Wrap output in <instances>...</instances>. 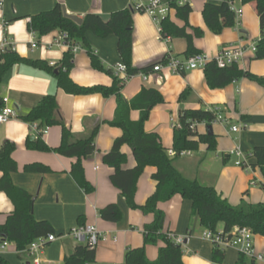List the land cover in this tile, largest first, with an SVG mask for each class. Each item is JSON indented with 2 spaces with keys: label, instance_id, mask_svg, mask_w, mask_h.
<instances>
[{
  "label": "crops",
  "instance_id": "crops-1",
  "mask_svg": "<svg viewBox=\"0 0 264 264\" xmlns=\"http://www.w3.org/2000/svg\"><path fill=\"white\" fill-rule=\"evenodd\" d=\"M139 1L148 0H2L0 8V49L4 43L7 48L15 51L20 57L43 60L50 64L59 65L66 53V48L53 44L59 31H53L42 38L36 37L28 29L31 17L37 14L51 11L57 4L64 7L67 15H73L83 19L87 14L99 15L104 20L119 10L132 8L133 12V67L146 68L152 63H159L171 48L172 54L182 60L185 56L187 42L181 39H172L167 44L161 40L159 26L154 23L152 17L134 8ZM224 0H190L192 13L189 16L188 32L192 28L202 29L204 35L195 39L194 46L200 53L216 58L217 55L230 45L240 41L245 43L261 40V26L256 11L255 3L243 5L241 0H232L231 7L241 11L237 22L238 26L225 29L221 34H213L204 22L203 10L207 3L221 4ZM173 22L180 28L185 23L176 17V12H169ZM88 42L105 68H114L123 62L118 55V39L111 35L100 38L92 32L87 33ZM74 67L70 71V77L79 86L87 87H111L114 83L113 75L107 72L94 70L87 50L82 49L74 56ZM247 72L264 77V60L250 57L239 66ZM158 79H162L159 82ZM160 91L165 103L153 109L150 119L146 122V132L157 133L167 149L169 138L174 126L171 118V126L166 127V121L170 114L179 116L180 108L188 109H220L223 112L226 123H214L212 133L218 138L219 150L216 154L223 155L217 175L209 173L196 179L200 184L213 186L220 195L231 204L238 206L244 198L247 202L256 204L264 203V191L257 188L263 182V174L257 166L249 170L235 165L236 159L228 154L237 146L245 154H251L254 147H264V88L258 83L241 79L233 84L218 90H212L206 83L203 70H194L185 75H174L170 72L153 73V78L145 82L140 74L124 81L121 94L131 100L142 89ZM192 94L183 103L179 102L181 95L187 90ZM48 95L57 98V116L62 120L71 132L79 137L86 136L94 127L100 125V131L96 137V151L85 160L84 169L86 178L95 187L93 194L87 195L70 174V169L75 159L61 157L50 152H37L27 148V140H36L35 132L21 117L26 115L38 103ZM8 98V105L12 107L17 118L6 124L0 125V148L3 143L10 141L16 144L13 154L18 164V171L13 173L14 184L29 192L34 198V217L37 221L49 222L57 236L56 242L49 244L38 254L40 264H63L65 258L74 253L81 245L70 235L71 231L80 226L81 219L86 225H95L101 233L103 240L96 248V262L99 264H126V252L131 249H140L145 246L143 231L146 225L153 223L154 216L146 215L141 210H131L127 206L125 198L111 183L110 177L113 169L104 164V156L108 153L115 140L121 137L122 129L112 127L107 122L112 121L116 113V97H105L101 94L87 96L69 95L60 89L55 77L36 70L28 65L21 64L13 67L0 83V100ZM140 112L133 111L131 119L137 121ZM178 120V118H177ZM176 120V121H177ZM245 123L246 130L238 133L230 132L231 126ZM209 131L206 124L199 125L197 132L205 134ZM62 127L50 128L43 141L51 148L56 149L61 144ZM174 141V139H173ZM173 146V145H172ZM205 146V145H204ZM124 152L128 162L123 165L125 169H132L137 165L130 147H125ZM204 157L201 162L210 157L207 146L202 151ZM191 154V153H190ZM188 154L187 156H190ZM225 155L229 158L225 159ZM186 156V157H187ZM182 158V157H181ZM43 164L49 167V173L33 174L25 172L24 166L28 164ZM255 160H250V165ZM175 168L185 174L182 169ZM155 169L148 167L138 182V192L135 198L136 204L142 206L152 196L156 189V182L152 175ZM212 172V171H211ZM0 172V179H1ZM186 178V177H185ZM219 178V179H218ZM190 179V178H187ZM255 181L256 185H251ZM246 195V196H245ZM116 204L123 213L120 224L104 222L99 216V211L108 204ZM159 209L165 214L164 232L174 234L183 239V263L184 264H218L213 261L214 246L201 235L204 229L196 216L192 215L191 202L175 196L170 202L160 203ZM14 205L5 193H0V225H3L9 215L14 212ZM223 225L219 227L222 231ZM1 245V242H0ZM157 246L147 245L146 255L150 261H156ZM255 248L264 254V237L256 235ZM226 256L222 264H239L243 259L235 249H226ZM0 256L11 264H25V259L18 253L17 245L11 244L1 251ZM250 263V262H249Z\"/></svg>",
  "mask_w": 264,
  "mask_h": 264
},
{
  "label": "trees",
  "instance_id": "trees-1",
  "mask_svg": "<svg viewBox=\"0 0 264 264\" xmlns=\"http://www.w3.org/2000/svg\"><path fill=\"white\" fill-rule=\"evenodd\" d=\"M171 10L176 12V17L185 23L183 28L176 25L171 16L161 19V34L164 37L170 36L172 39H181L187 42L186 57L201 54L194 46L195 39L203 37L202 29L192 28L188 32V19L192 13L189 3L179 6L177 0H162ZM243 5L255 3L257 15L261 26V40L257 46L256 59L264 60V0H241ZM232 0H224L221 4L207 3L203 10V18L209 30L217 35L225 29L238 26L237 14L231 7ZM133 12L134 9L127 8L113 13L108 20H104L97 14H87L81 19V24L73 18L67 16L64 7L57 4L51 11L37 14L31 17L28 29L39 39L53 31L66 33L68 39L65 43L70 46L63 57V61L54 67L46 61L37 59H27L20 57L15 51L6 48L0 54V83L5 75L16 65L25 64L34 69L41 70L52 77H55L57 85L65 93L76 96H87L101 94L105 97L115 96L117 100L116 113L108 125L122 129L121 137L117 138L111 150L103 157L104 164L113 169L110 177L112 185L121 192L125 198L127 206L131 210H141L146 215H153V223L146 225L143 231L145 246L140 249H131L126 252V264H184L182 245L177 244L168 237L169 233L164 232L165 214L159 209L160 203L170 202L175 196H180L184 200H189L192 204V215L200 221L201 227L217 232L223 225L224 233L231 232L234 228L247 227L254 235L264 237V203H249L244 198L238 206L231 204L226 198L219 194L213 186L200 184L197 180L185 178L179 172L174 162L181 158L182 152L197 151L201 146H207L208 152H215L218 145V138L208 131L199 134L197 129L193 130L194 124H206L209 130L216 121L217 114L212 110L180 108L178 123L179 127L174 128L173 146L167 149L157 133L146 132V122L150 119L153 109L157 105L165 103L162 93L156 89H142L140 93L131 100H127L120 92L124 85L123 79L114 78L111 87H81L70 77V71L74 67L73 46H80L87 50L94 70L107 72L113 75V71L105 68L102 61L92 50L87 39V33L92 32L100 38L114 35L118 39V55L127 66V75L134 77L144 72L149 73L157 63L138 69L133 67ZM206 83L212 90L225 88L235 81L248 79L258 83L264 88V77H260L251 72L244 71L239 65L220 68L215 62L209 63L204 68ZM192 94L187 89L180 97L179 102L183 103ZM3 102L0 100V107ZM139 111L140 117L137 121L131 119L133 111ZM222 112V111H221ZM57 98L48 95L43 98L38 105L21 119L28 123H38L40 127H62L61 144L54 150L43 141L27 140V148L37 152H50L69 159H75L70 169V174L74 177L78 185L87 195L93 194L96 190L85 174L84 163L89 156L96 151V137L100 131L97 125L86 136H77L64 125L57 116ZM223 113V112H222ZM125 147H130L132 155L135 157L137 165L132 169H125L123 165L128 162V157L124 152ZM16 151V144L10 141L3 143L0 148V193H5L14 205V212L9 215L6 222L0 225V241L15 242L20 253L35 240L54 234L53 226L47 222H39L34 217V198L25 189L17 187L12 179V174L18 171V164L13 158ZM172 151L173 154L170 155ZM229 158L228 155L224 156ZM251 160L255 163L251 167L257 166L261 170L264 178V147H254L250 154ZM148 167L155 169L152 179L156 182V191L150 196L144 205L138 206L135 198L138 192V182ZM27 173L40 174L49 173V167L43 164H28L23 169ZM264 189V179L260 183ZM246 196V195H245ZM99 216L104 222L120 224L123 220V213L116 204H108L99 211ZM79 224H86L80 219ZM162 244L158 250L156 261H150L146 255V246H157ZM20 256L25 259L24 255ZM226 256L225 250L214 248L213 261L222 264ZM96 248L86 245H79L73 254L67 256L63 264H88L96 262ZM0 264H11L8 260L0 256Z\"/></svg>",
  "mask_w": 264,
  "mask_h": 264
},
{
  "label": "built area",
  "instance_id": "built-area-1",
  "mask_svg": "<svg viewBox=\"0 0 264 264\" xmlns=\"http://www.w3.org/2000/svg\"><path fill=\"white\" fill-rule=\"evenodd\" d=\"M190 0H177L179 6H183L189 3ZM3 2L0 0V8H2ZM135 9L149 15L152 17L154 23L159 26L160 29V38L165 43H171V37H164L161 34V26L159 25L161 19L166 18L171 8L168 5L164 4L162 0H148V2L139 1L138 4L134 6ZM237 14V20L241 15V11L235 10ZM238 23V22H237ZM239 24V23H238ZM68 39V35L66 33H60L53 44L58 46H63L66 50L70 49L71 45L65 43V40ZM258 42H249L245 43L244 41H240L236 44L230 45L221 51L216 58H210L205 54H196L190 56L188 58H184V60L174 56L172 54L171 48L168 50L167 54L163 57L164 59L155 64L149 73L141 72L139 73L145 82H149L153 78V73L157 74L163 71L170 72L174 75H185L187 72L194 70H204V68L212 62H215L216 65L220 68L232 67L235 64L241 65L246 60L250 59V57H256ZM7 43L5 42L2 49H0V54L4 53L7 48ZM73 53L76 54L82 50L80 46H73ZM56 64H51L54 67ZM114 75L117 78L123 79L126 81L131 78L127 75V66L121 62L117 65L113 70ZM159 82H162V79H158ZM2 106L0 107V125L6 124L7 122L16 119L17 113L16 111L8 105V98L4 99ZM212 112L217 114V118L215 123H226L230 124L229 121L224 119L223 113L219 109H214ZM172 123L174 128L179 127L178 120L172 119ZM204 124V123H203ZM203 124H194L192 129L195 130L199 125ZM31 129L35 132V139H39L47 136L49 133V127H40L38 123L29 124ZM248 125L245 123L238 124L235 126H231L230 132L238 133L242 130H246ZM190 151L180 153L181 157H186L190 154ZM173 154L172 151L170 155ZM230 157H234L236 159L235 165L243 168V170H249L251 168L250 165V154H245L240 147H236L232 151L228 153ZM256 185V182L253 181L252 184ZM70 235L74 240H77L79 244L89 246L90 248H97L100 242L103 240V233L95 225H85V226H77L75 227ZM205 240H208L212 243L214 248H218L221 251L226 249H235L239 252L242 257V261L239 264H264V254L256 251L255 248V237L256 235L248 229L247 227H238L234 228L229 233H224V231L213 232L212 230L205 229L201 235ZM168 237L174 240L177 244L183 245V239L176 237L174 234H168ZM57 236L54 234H49L48 236L39 238L35 240L25 252L19 254L24 255L26 258V262H30L31 264H40L41 259L38 257V254L42 252L45 247L49 244L56 242ZM0 249L1 251L6 250L9 245L16 244L15 242L8 241H0ZM250 262V263H249ZM88 264H99L97 262H92Z\"/></svg>",
  "mask_w": 264,
  "mask_h": 264
},
{
  "label": "rangeland",
  "instance_id": "rangeland-1",
  "mask_svg": "<svg viewBox=\"0 0 264 264\" xmlns=\"http://www.w3.org/2000/svg\"><path fill=\"white\" fill-rule=\"evenodd\" d=\"M158 34H160V31L158 32ZM157 106H159V105H157ZM172 117L176 120L178 118L177 114H175V113L170 114L168 116V119H167L168 121L165 122L167 128H169L172 124L171 123ZM170 134H171V136L169 138L170 143L166 144L168 147H170V146L172 147V145H173L172 132ZM204 147L205 146L203 145L197 151L191 152L190 156L182 157V158L175 161L176 166H178L180 169L183 170L186 178L196 179L199 177L201 180H204L205 178L202 179L201 176L206 174V173H209L212 176L213 175L218 176L217 172H218L220 166L222 165L221 160L223 158V155L221 153H220V155L216 154V152L219 150V144L217 145L216 151L210 152L209 153L210 157H208L206 161L201 162V164H200V161H202V159L204 157V155L202 153ZM254 188H257L258 191H260V192L264 191V189L260 188L259 186L254 187ZM20 264H22V263H20Z\"/></svg>",
  "mask_w": 264,
  "mask_h": 264
},
{
  "label": "water",
  "instance_id": "water-1",
  "mask_svg": "<svg viewBox=\"0 0 264 264\" xmlns=\"http://www.w3.org/2000/svg\"><path fill=\"white\" fill-rule=\"evenodd\" d=\"M68 17L70 16L71 18H73L77 23H79V24H81V19L80 18H77V17H75V16H73V15H67ZM210 132H212L211 130H209ZM26 264H31L29 261L28 262H26Z\"/></svg>",
  "mask_w": 264,
  "mask_h": 264
}]
</instances>
